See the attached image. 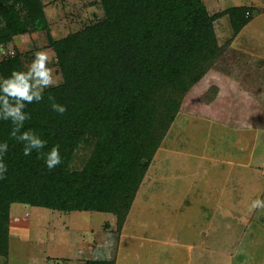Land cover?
<instances>
[{"label": "trees", "instance_id": "1", "mask_svg": "<svg viewBox=\"0 0 264 264\" xmlns=\"http://www.w3.org/2000/svg\"><path fill=\"white\" fill-rule=\"evenodd\" d=\"M100 4L103 18L54 39L41 0H0V45L26 32L46 31L62 76L58 86L44 90L43 101L25 108L30 113L25 129L47 142L44 152L59 146L60 165L49 170L35 150L25 156L23 143L10 137L11 122L0 120V142L9 144L6 178L0 179L1 257L8 255L12 203L108 212L120 230L184 94L201 84L203 102L214 100L219 78L207 72L223 53L214 21L227 14L236 35L251 20L248 6L210 14L202 0ZM14 68L24 69L19 53L0 60V77ZM50 95L66 106L63 115L50 107ZM81 149L87 154L76 165ZM83 264L114 263L86 259Z\"/></svg>", "mask_w": 264, "mask_h": 264}, {"label": "rangeland", "instance_id": "2", "mask_svg": "<svg viewBox=\"0 0 264 264\" xmlns=\"http://www.w3.org/2000/svg\"><path fill=\"white\" fill-rule=\"evenodd\" d=\"M202 1L210 14L248 6L245 14L251 20L236 35L227 14L214 21L217 42L223 46L207 72L219 78L214 100L203 102L206 88L201 84L184 94L122 228H116L115 215L108 212H62L22 204L30 227L14 230L18 238L9 243L10 256H0V264H42L49 256L48 264H83L86 259L114 264H264V229L257 226H264V209L248 210L253 199L264 200V105L259 106L264 100L253 97L263 81L246 82L248 76L242 77L252 75L254 66L264 74V0ZM41 2L54 39L104 16L100 0ZM46 34L37 30L13 37L0 45V60L19 53L26 69L36 50H47L60 83ZM245 85L251 86L252 95ZM209 122L222 127L207 136L210 132L202 128ZM229 124L253 128L227 129ZM86 154L81 149L74 164L80 165ZM212 156L218 158L214 163ZM240 193L244 200L239 203Z\"/></svg>", "mask_w": 264, "mask_h": 264}, {"label": "clouds", "instance_id": "3", "mask_svg": "<svg viewBox=\"0 0 264 264\" xmlns=\"http://www.w3.org/2000/svg\"><path fill=\"white\" fill-rule=\"evenodd\" d=\"M58 79L50 67V55L47 50H36L33 59L26 69L14 68L7 77H0V120L10 121L12 129L10 137L23 143V154L30 156L35 150L38 158L44 159L49 170L62 163L59 146L55 145L44 152L46 141L32 129H25V122L30 119V113L25 111L26 105L44 100V90L58 86ZM52 110L60 115L66 112V106L56 102L49 96ZM7 141L0 142V179L6 178L7 165L4 155L8 152ZM264 209V200L253 199L248 206L249 212Z\"/></svg>", "mask_w": 264, "mask_h": 264}, {"label": "crops", "instance_id": "4", "mask_svg": "<svg viewBox=\"0 0 264 264\" xmlns=\"http://www.w3.org/2000/svg\"><path fill=\"white\" fill-rule=\"evenodd\" d=\"M257 15V14H256ZM261 15H264V13H261ZM249 24V22L244 26V28H243V30L247 27V25ZM242 30V31H243ZM263 65V62H262V64H259V66H262ZM252 70V75H250V72H249V74L248 75H243L242 74V77L243 76H248L247 78H245V77H243V78H245V80H246V82H248V81H251V82H256V81H258V78L259 79H261L262 81H263V83L262 84H260V86L262 87H260L259 89H256V90H259V92H257V93H253V97H255L254 99H257L258 97L260 98L259 99V101L260 100H264V74H263V70H259L258 69V66H254V69H251ZM248 71H246V73H247ZM242 87H244V86H242ZM245 90H246V92L248 93V94H251L252 95V91H251V86H249V85H245V88H244ZM258 104V103H257ZM260 104L263 106L264 105V101L263 102H261V103H259V106H260ZM258 106V105H257ZM261 107V106H260ZM264 108V107H263ZM262 108V109H263ZM263 114H264V111L262 112ZM204 128H202V129H205V130H207V131H209L210 133L209 134H207V136H209L211 133H212V130L213 131H217L215 128H217V127H220V125L219 124H217L216 122H209L208 124H205V126H203ZM222 127V126H221ZM220 127V128H221ZM227 128V127H226ZM252 129L253 128V126H251L250 124L249 125H247V124H245V125H242V124H239V127H233V126H230V125H228V128L227 129H240V130H247V129ZM221 130H223V129H221ZM221 130H219V131H221ZM218 132V131H217ZM218 158H216L215 156H212V159H211V161H213V163H214V161L215 160H217ZM229 162H230V165L229 166H227V171H226V173L229 175V173L231 172V164H232V161H231V159L229 160ZM211 168L212 167H208L207 168V171H210L211 170ZM222 168H224V165L222 166ZM224 170H225V168H224ZM225 173H223V175H224ZM206 176V175H205ZM207 179H210V177H212L211 176V174H209V173H207ZM197 190V189H196ZM211 190V189H210ZM199 191V190H198ZM216 191V190H215ZM221 191V190H220ZM219 191V192H220ZM263 192H264V190H263ZM243 195L240 193L239 194V197H238V199H237V201L240 203V201H242V200H244L243 199ZM199 202L200 203H204V201L202 200V198L201 199H199ZM228 203V202H227ZM22 204L23 203H12L11 204V206H10V213H9V235H8V238H9V241H8V255L5 257V258H8L9 256H10V249H9V243H11V241H12V239H17L18 238V236H17V233H16V231H14V230H17V229H20V228H24V227H30V223L28 222V223H25V221L26 220H24L25 218H24V216L23 215H25V216H28L29 214H28V212L26 211V207L25 206H22ZM26 205V204H25ZM22 206V207H21ZM29 206H31V205H29ZM33 207H37V206H33ZM231 209V208H230ZM72 212H75V211H72ZM233 217V216H232ZM259 228H263L264 229V226L262 227V225H257ZM12 231H14V233H13V235L14 236H12ZM80 246V245H79ZM78 249H80V248H78ZM75 251H76V249H75ZM76 253V252H75ZM51 257H53V256H49L48 258H46L45 260H44V263H42V264H48V261H50V258ZM28 258H30V257H28V256H26L25 257V259H28ZM64 258V257H63ZM75 257H73V259H74ZM78 261H81V259L80 260H78ZM41 262V258H38V263H40Z\"/></svg>", "mask_w": 264, "mask_h": 264}, {"label": "built area", "instance_id": "5", "mask_svg": "<svg viewBox=\"0 0 264 264\" xmlns=\"http://www.w3.org/2000/svg\"><path fill=\"white\" fill-rule=\"evenodd\" d=\"M262 174H263V176H264V168H263V170H262Z\"/></svg>", "mask_w": 264, "mask_h": 264}]
</instances>
